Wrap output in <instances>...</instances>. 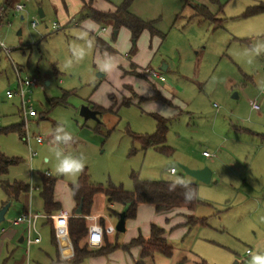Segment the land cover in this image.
Returning <instances> with one entry per match:
<instances>
[{
  "label": "rangeland",
  "instance_id": "obj_1",
  "mask_svg": "<svg viewBox=\"0 0 264 264\" xmlns=\"http://www.w3.org/2000/svg\"><path fill=\"white\" fill-rule=\"evenodd\" d=\"M11 1L13 6L4 7L0 0L4 7L0 40L5 48L0 47V151L17 163L0 179L29 184L30 210H41L38 192L43 174L55 178L61 191L78 178L79 174L56 172L50 133L60 126L73 142L59 147L66 155H82L96 184L131 190L130 174L135 172L142 179H179L196 186L200 202L191 215L204 217L205 224L165 230L172 255L156 252L144 264H250L253 254H264V121L255 123L257 114L250 111V101L256 100L264 114V11L242 15L249 5L264 0H134L129 11L154 20L161 35L141 33L132 50L129 31L121 29L112 41V55L96 51L79 0H64L66 11L61 0ZM16 3L23 9L16 10ZM195 4L207 5L215 18H221V25L196 14ZM91 24L93 34L108 26ZM135 55L144 66L142 75L146 68L162 75L151 78L174 106L160 99L134 101V91L146 94V85L151 89L143 76L125 71L131 76H121L119 64ZM163 64L165 70L160 69ZM25 78L35 84L25 88L24 108L19 79ZM129 88L133 92L128 93ZM6 91L12 92L11 98ZM91 100L105 107L111 103L113 111L102 112L98 121L84 119L79 108ZM123 100L131 101L122 104ZM29 106L36 116L26 115L24 121L22 113ZM149 112L168 117L166 144L172 153L143 150L133 138L154 130ZM20 121L22 136L14 130L1 131ZM37 136L43 140L37 142ZM192 164L208 167L212 180H196L181 168ZM169 167L176 172H167ZM4 199L0 186V204ZM23 205V195L10 200L0 228L15 227L12 221ZM42 232L48 236L46 228ZM45 244L51 250L50 243ZM34 249L31 246L27 254L25 244L8 243L0 252V264H13L21 255L25 261L30 255L29 264H38ZM10 250L13 254L3 260ZM127 255L128 263L135 264L136 256Z\"/></svg>",
  "mask_w": 264,
  "mask_h": 264
},
{
  "label": "trees",
  "instance_id": "obj_2",
  "mask_svg": "<svg viewBox=\"0 0 264 264\" xmlns=\"http://www.w3.org/2000/svg\"><path fill=\"white\" fill-rule=\"evenodd\" d=\"M91 0H89L90 2ZM134 0H122L116 9L112 12L100 11L91 7L90 3H85L82 5V10H84V17L90 18L96 23H107L112 31L110 40L115 39V31L119 30L121 27L126 28L129 31L130 38L133 40L132 50L135 49V42L139 35L147 30L151 35H161V33L155 28L154 20H144L138 15L129 11V6ZM11 0H3L4 7L13 6ZM0 7V11L4 13V7ZM194 10L196 14L202 16L204 19H210L215 25H221V18H215V13H212L209 8L204 4L194 5ZM221 10V7L219 8ZM264 10V3L248 6L244 12L243 16H250L261 12ZM1 21V19H0ZM89 38L92 39L94 46L99 50L112 51L111 45L104 39L93 33ZM66 94V93H65ZM129 101L123 100L122 104H128ZM92 109H96L100 112L112 111L111 107L102 108L100 106H91ZM156 120V128L152 133L145 134H134L133 138L140 142L141 148L146 150L149 147L170 154L172 153V148L165 144V136L167 132V126L165 119L153 115ZM98 124H100L98 122ZM24 122L20 121L9 127H4L1 131H17L20 136L23 135ZM17 163L15 157H9L0 151V176L7 173L10 165ZM130 178L133 183V188L131 190L124 189L121 185H113L111 183L103 186L102 184H96L92 182L89 175L84 168L83 171L78 175L76 182L70 184V189L72 191L73 198L77 205L81 204L82 214H87L90 210L92 204L93 195L97 192H103L111 201H117L124 204H128L126 210V218H131L135 215L136 206L139 202H146L154 204L157 211L165 210L171 207L186 206L187 208H193L196 204L200 202L197 197L196 186L193 183L186 182V186H182L173 180H151L142 179L135 172H131ZM55 178L43 174L41 177V184L39 195L43 202V209L46 213H51L59 209V204L53 199V188H54ZM0 186L5 194L6 200L2 202L1 206L10 200H17L18 196L29 190V184L14 180L7 181L5 179H0ZM191 192V198H186L185 193ZM50 221L51 219H47ZM188 227L195 224H205L204 217H194L188 216L186 220ZM67 230L69 237L72 241L74 254L71 258L70 264H78L84 257L93 254L106 253L116 245H105L100 249H90L86 244L84 246H79V239L86 233L87 224L83 217H70L67 219ZM163 228L151 224L149 235L147 238L142 235H138L132 238L128 243L124 244L122 247L128 249L132 246H140L141 251L136 264H144V259L146 257H151L154 253L158 252L165 257H170L172 255V246L167 243L165 237L163 236ZM199 264H206L205 262H200Z\"/></svg>",
  "mask_w": 264,
  "mask_h": 264
},
{
  "label": "crops",
  "instance_id": "obj_3",
  "mask_svg": "<svg viewBox=\"0 0 264 264\" xmlns=\"http://www.w3.org/2000/svg\"><path fill=\"white\" fill-rule=\"evenodd\" d=\"M121 1L122 0H120L119 2H113L110 0H91L89 2V0H79V5H80V9H82L83 4L90 3L91 7L95 8L97 10L112 12L116 9V6ZM61 4L63 5V9L66 11V3L64 2V0H61ZM251 5H255V4H251ZM132 6H134L133 3H132ZM263 11H261V12H263ZM261 12H258V13H261ZM258 13H256V14H258ZM43 15H44V13H43ZM253 15H255V14H253ZM84 18L87 20L88 23L84 22L83 24L91 28V29L89 28L91 30V33L89 34V36H91V34L93 33V30H94V28L92 29V27H94V26L91 23H94V21L91 20L90 18H87V17H84ZM89 22H91V23H89ZM96 24H103V23H96ZM102 28H104V30H102ZM121 29H126V28L121 27L119 30H116L115 31V37L119 34ZM100 30L102 32H108L109 35L106 36L105 34H101V31L99 32V30L94 35H98L99 37L104 39L113 48V43L110 40L111 31H112L111 27L109 25L107 27L102 25ZM144 32H148V31L144 30L142 32V34ZM95 49L100 54L103 53V54L112 55L114 53V49L112 51H104V50L102 51V50H99L96 46H95ZM136 55L134 57H132V60H130L129 62L125 61L124 62L125 65L119 64V66L123 69V73L121 71L122 77L128 78L131 76V75H126L124 73V71L125 72H133V73H136L137 75L143 76L148 81V83H150V85H151V89H150V87L145 84L148 87V88L146 87V89H147L146 94H139L136 91H134L135 92L134 95L136 96V98H134L135 99L134 101L135 102L137 101L138 103H141V102H149L150 103V102L155 101V99L156 100L160 99V100H167L170 105L174 106L170 100L166 99L164 97V95L161 94L163 91L162 88H158V85H156L154 83V79H162L163 78L162 75L158 72H157L158 73L157 76H152V75H148V74L142 75L140 73V71H142V68H144V66L139 64V61L137 60ZM163 65L165 66V69H166L167 65L166 64H163ZM160 69H161V67H160ZM151 77H153L154 79ZM126 81H127V79H126ZM124 85L125 84H123V86ZM130 92H133V91H131V89L129 88L128 93H130ZM234 97H237V94H234ZM130 101H129V103H130ZM252 101L256 102V100H252ZM252 101H250V111L256 112V114H257L256 118H258V119H256L255 123L262 124V122L264 121V114L261 113V110H260L261 107L259 106V109H253L251 107ZM94 105L100 106V107L105 108V109L111 107L112 111L114 108L111 106V103L108 107H105L103 105L98 104L95 101H92V100L90 101V105H88V106L90 108H92L91 106H94ZM101 113L102 112L99 111V113L97 114V117ZM149 114L153 117V119L155 121V128H156V120H155L153 115L155 114V115H158V116L164 118L166 126H167V131H168V125H167L168 117L163 116L157 112H149ZM155 128H154V130H155ZM253 133L260 134V132H257L255 130H253ZM166 134H167V132H166ZM165 144H166V136H165ZM149 148H153V147H149ZM203 153H204V151L202 152V154ZM203 156H206V155L203 154ZM261 159L264 160V157H262ZM261 166H263V164H261ZM188 167H190V168H201V167H203V164H200V165L199 164H197V165L192 164V165H188ZM171 168H174V167L167 168V172H169L170 174H174L176 172V170L174 169V171L171 172L170 171ZM212 174H213V172H211L210 180H212V176H213ZM245 181H246V179L244 178L243 182H245ZM189 183H192V182H189ZM70 184L71 183H69L67 185V189L65 188L64 191H61V189H59V186L54 183L53 199L55 202H57L59 204V209L57 211H53L51 213H46L44 211L43 202H42L40 195H39V197H40L41 202H40L39 206H40L41 210H38L37 208L34 211H32V208L30 210V203H29L30 202L29 201L30 195L28 194L29 190L27 192L21 193L19 196L21 197L23 195L24 205H23V208L21 209V211L19 212V214L16 215V217L19 216L21 213L27 212V211L38 214V217H36L34 224H35V227L40 234V241L38 243H32L29 246L26 245V243H25L26 224L23 222L18 223L16 225L14 224L15 227H9V228L1 227L0 228V252H1L2 248H4V247L6 248V245L8 243L15 242L16 245L25 244L27 247V250H26L27 254H28V249L31 246H33L34 248L36 247V249L33 250V256H34L33 260L35 261V263H38V264H70L71 258L73 257V254H74V249H73L72 241L69 237L68 230H67V219L70 217H83L86 220L87 227L90 224L97 223L100 226H102V228H103V240H102V242L99 245L88 246L90 249H96L97 250V249H100L103 246L109 245V244L110 245H116V247L112 248L111 250H109L106 253L88 255V256L84 257L78 264H124V259L127 262L126 264H129L127 253H129L130 255H135L136 256L135 261L137 262V260L139 258L140 251H141V247L140 246H132L131 248L126 250L122 247L124 244L128 243L132 238H135L138 235H142L143 237L147 238L149 235L151 224H155V225L163 228V230H164L163 236L166 239V231L165 230L169 229V231L170 230L172 231V230L177 229L176 228L177 226H180V227H178V229L179 228L182 229V227H184L183 225H187L186 224L187 217L193 216V215H191L192 214V208H187L186 206L171 207V208H168L165 210L157 211L155 209L154 204L146 203V202H139L136 206L135 215L131 218H125V229H124V231L118 232V231L114 230V225L116 223V220L118 219V214L122 210L124 205L120 202H117V201H111L110 198H108L103 192H97L93 195L92 204H91L89 212L87 214H82V212H81L82 210H80V213H77L76 209L79 205L76 204V202L73 198L72 191L70 189ZM38 194H39V192H38ZM5 200L6 199L2 200L1 204ZM1 204H0V207H1ZM80 206H81V204H80ZM62 211H65L68 215L67 219H66V226H65V228H57L55 225V222L51 216L54 214H59ZM48 218L51 220L48 221L47 220ZM19 225H22V226L16 227ZM107 226H112L113 230L109 231V232L105 231L104 229ZM45 228L48 232L47 237H45L43 232H42V230ZM86 234H87V231L79 239V242H78L79 246L85 245ZM43 242H44V246L40 247L39 244H41ZM47 242L50 243L51 250L45 246L46 245L45 243H47ZM12 254H13V252H12V250H10L6 254V256L3 258V260H6L7 259L6 257L9 255H12ZM25 262H26V264H29L30 255H29V259L26 258V261H25V258L21 255V257L19 259L15 260L13 264H23V263L25 264Z\"/></svg>",
  "mask_w": 264,
  "mask_h": 264
},
{
  "label": "built area",
  "instance_id": "obj_4",
  "mask_svg": "<svg viewBox=\"0 0 264 264\" xmlns=\"http://www.w3.org/2000/svg\"><path fill=\"white\" fill-rule=\"evenodd\" d=\"M14 8L16 10H22L23 5L21 3H16ZM2 15H3V12L0 11V18L2 17ZM31 25L33 27H36L37 21L33 20L31 22ZM102 30H104V28H102ZM0 47H3V42L1 40H0ZM144 71L148 75H152V76L158 75V73L156 71L151 70L149 68H146ZM34 84L35 83L28 78H25L23 80L19 79V95L21 97V103H22V106L24 108L26 106V104H25V92H26L25 88H28ZM12 95H13L12 92L6 91V96L8 98H11ZM251 107L253 109H259V104L255 101H252ZM26 115L33 117V116H36V112L31 106H29V108L27 110L24 109V113H22L24 121H25ZM35 139L37 142H41L43 140L42 137H40V136H37ZM203 154L206 156L208 155V153L205 151ZM170 171L173 172L174 168H171ZM29 189H30V187H29ZM67 216H68L67 213L65 211H62L59 214L52 215L51 217L53 218L57 228H65ZM36 217H38V214L27 211V212L21 213L19 216L14 218V220L12 221L13 224H18L21 222L26 224L25 243L27 246H29L32 243H38L40 241V234H39V232L36 229L35 224H34ZM104 230L109 232V231H112L113 228H112V226H107V227H105ZM102 240H103V228H102V226H100L97 223L90 224L87 227L85 244L87 246H95V245H99L102 242ZM246 253H250V250L247 249Z\"/></svg>",
  "mask_w": 264,
  "mask_h": 264
},
{
  "label": "clouds",
  "instance_id": "obj_5",
  "mask_svg": "<svg viewBox=\"0 0 264 264\" xmlns=\"http://www.w3.org/2000/svg\"><path fill=\"white\" fill-rule=\"evenodd\" d=\"M52 139L51 144L54 145L52 151L56 157V172L62 175H78L85 167L84 157L81 155L79 157H73L71 155H66L64 151L59 147L61 144L68 145L73 142V137L70 133L66 132L63 127L58 126L54 132L50 133ZM176 183L186 186V182L183 180H177ZM186 198H191V192L185 193ZM250 264H264V254L252 255Z\"/></svg>",
  "mask_w": 264,
  "mask_h": 264
},
{
  "label": "water",
  "instance_id": "obj_6",
  "mask_svg": "<svg viewBox=\"0 0 264 264\" xmlns=\"http://www.w3.org/2000/svg\"><path fill=\"white\" fill-rule=\"evenodd\" d=\"M38 15L40 17L43 16V12L41 8L38 9ZM161 69H165V66L162 65ZM99 113L98 110L90 108L88 105H81L79 108V114L84 119H94L98 121L97 114ZM181 168L189 174L191 177H193L196 180L202 181V182H209L211 171L208 167H201V168H189L186 166H181ZM9 206V202L5 203L0 207V222L4 219L5 212L7 211ZM128 204H124L122 210L118 214V219L114 225V230L118 232H123L125 229V218H126V210H127ZM81 206L79 205L76 209L77 213H80ZM236 264V263H234Z\"/></svg>",
  "mask_w": 264,
  "mask_h": 264
},
{
  "label": "snow or ice",
  "instance_id": "obj_7",
  "mask_svg": "<svg viewBox=\"0 0 264 264\" xmlns=\"http://www.w3.org/2000/svg\"><path fill=\"white\" fill-rule=\"evenodd\" d=\"M95 239V238H94Z\"/></svg>",
  "mask_w": 264,
  "mask_h": 264
}]
</instances>
